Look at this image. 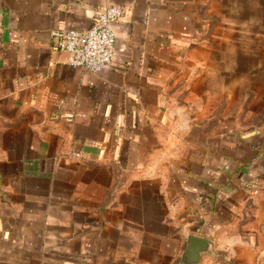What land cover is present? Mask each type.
Listing matches in <instances>:
<instances>
[{"label": "crops", "instance_id": "1", "mask_svg": "<svg viewBox=\"0 0 264 264\" xmlns=\"http://www.w3.org/2000/svg\"><path fill=\"white\" fill-rule=\"evenodd\" d=\"M111 4V62L72 67L52 31ZM252 58L264 0H0V264H177L188 233L264 264V104L229 110Z\"/></svg>", "mask_w": 264, "mask_h": 264}, {"label": "built area", "instance_id": "2", "mask_svg": "<svg viewBox=\"0 0 264 264\" xmlns=\"http://www.w3.org/2000/svg\"><path fill=\"white\" fill-rule=\"evenodd\" d=\"M119 4H111L100 11L87 30H53V48L68 53L72 67L98 73L105 69L115 54L116 33L113 23L123 17ZM72 120V118H67Z\"/></svg>", "mask_w": 264, "mask_h": 264}, {"label": "rangeland", "instance_id": "3", "mask_svg": "<svg viewBox=\"0 0 264 264\" xmlns=\"http://www.w3.org/2000/svg\"><path fill=\"white\" fill-rule=\"evenodd\" d=\"M261 61H263L262 64H264L262 58H252L253 73L249 76V79H251L250 82H248L247 74H237V78L245 79L247 82L244 83L245 85H236V90H233V93L231 94L232 104L230 105L229 110L235 112V116L238 114L243 115L242 112L245 111L250 102L254 104L253 108H259L264 104V74L258 71L259 68H257V64ZM239 86H241L242 89L238 88ZM219 109L224 110L227 109V107L221 106ZM261 119H264V116H261Z\"/></svg>", "mask_w": 264, "mask_h": 264}, {"label": "water", "instance_id": "4", "mask_svg": "<svg viewBox=\"0 0 264 264\" xmlns=\"http://www.w3.org/2000/svg\"><path fill=\"white\" fill-rule=\"evenodd\" d=\"M186 240V248L177 264H197L203 255L214 254L213 239L195 233H188Z\"/></svg>", "mask_w": 264, "mask_h": 264}]
</instances>
